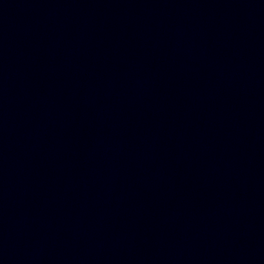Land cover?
Listing matches in <instances>:
<instances>
[{
  "label": "water",
  "instance_id": "95a60500",
  "mask_svg": "<svg viewBox=\"0 0 264 264\" xmlns=\"http://www.w3.org/2000/svg\"><path fill=\"white\" fill-rule=\"evenodd\" d=\"M0 264H264V0H0Z\"/></svg>",
  "mask_w": 264,
  "mask_h": 264
}]
</instances>
